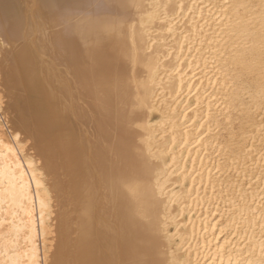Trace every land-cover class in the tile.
Segmentation results:
<instances>
[{"label":"bare ground","instance_id":"1","mask_svg":"<svg viewBox=\"0 0 264 264\" xmlns=\"http://www.w3.org/2000/svg\"><path fill=\"white\" fill-rule=\"evenodd\" d=\"M262 106L264 0H0V264H264Z\"/></svg>","mask_w":264,"mask_h":264},{"label":"rangeland","instance_id":"2","mask_svg":"<svg viewBox=\"0 0 264 264\" xmlns=\"http://www.w3.org/2000/svg\"><path fill=\"white\" fill-rule=\"evenodd\" d=\"M262 109H264V106H262ZM238 115H239V117H238ZM244 117H246L245 116V114H243V113H235V116H234V123H232V125H230L229 124V122H227V121H222V126L220 127L221 128V130L222 131H220V133H219V136L221 135V137H219V140L221 139V141L220 142H224V144H226V143H228L229 141H230V136L229 137H227L228 135H229V131H227V130H229V127L230 128H235L236 130H238L239 128H252V124L251 123H248V121L244 118ZM238 118V119H237ZM237 119V120H236ZM220 120H223V118L222 117H220ZM226 122V123H225ZM247 124H248V126H247ZM228 125H229V127H228ZM235 126V127H234ZM227 131V132H226ZM23 137V136H22ZM22 137H20L21 138V140L23 139ZM19 138V139H20ZM229 138V139H228ZM229 140V141H228ZM21 143H24L25 144V142H22L21 141ZM23 144V145H24ZM26 145V147L27 146H29L27 143L25 144ZM210 205V206H209ZM209 205H208V209H207V216L209 217H212V219H214L215 217L217 218L219 215H220V212H221V206H219V203L217 202V201H215L214 203L213 202H211V203H209ZM217 207H219V208H217ZM217 208V209H216ZM209 210L213 213V212H217V213H214V215H212V213L211 212H209ZM209 212V213H208ZM219 214V215H218ZM212 215V216H211ZM228 234V235H227ZM232 236V233L231 232H227L226 234H225V236H224V238L226 237V238H229V239H232V240H235V239H237L236 238V236H230V235Z\"/></svg>","mask_w":264,"mask_h":264}]
</instances>
